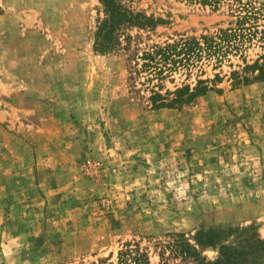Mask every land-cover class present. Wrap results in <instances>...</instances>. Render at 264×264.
<instances>
[{
	"label": "rangeland",
	"instance_id": "374dc122",
	"mask_svg": "<svg viewBox=\"0 0 264 264\" xmlns=\"http://www.w3.org/2000/svg\"><path fill=\"white\" fill-rule=\"evenodd\" d=\"M233 4L0 0V264H213L212 230L264 240L261 33L222 64L142 68L234 27Z\"/></svg>",
	"mask_w": 264,
	"mask_h": 264
},
{
	"label": "trees",
	"instance_id": "16d2710c",
	"mask_svg": "<svg viewBox=\"0 0 264 264\" xmlns=\"http://www.w3.org/2000/svg\"><path fill=\"white\" fill-rule=\"evenodd\" d=\"M203 4H210L216 8L223 0H191ZM236 25L225 30H220L216 36H203L198 38H181L163 46H157L152 51L144 52L142 68L149 72L152 79L161 80L165 74L180 68L192 69L202 61L215 60L222 64L230 53L242 52L248 42H252L259 33L264 39V29L258 24L264 18V0H232ZM260 71V77L264 78V63L254 65ZM206 87H199L197 94L205 91ZM189 87L178 89L176 96L167 101L161 95L156 94L154 100L157 108L171 107L183 103L194 94L186 95ZM226 230H212L208 238H199L198 242L204 246L219 248V259L213 264H261L264 253V240L255 236L248 237L240 233L232 243L223 242L228 236ZM185 245V244H184ZM183 245V246H184ZM187 246V245H185ZM190 251V246L186 248ZM134 259L135 264H147L140 256L134 255L130 250L124 253ZM126 264H130L126 260ZM211 264V263H209Z\"/></svg>",
	"mask_w": 264,
	"mask_h": 264
}]
</instances>
